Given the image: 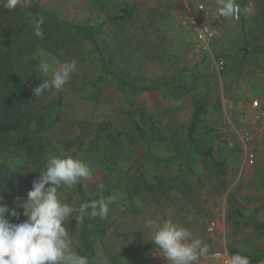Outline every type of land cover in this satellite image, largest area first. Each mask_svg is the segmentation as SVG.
<instances>
[{"label":"rangeland","instance_id":"374dc122","mask_svg":"<svg viewBox=\"0 0 264 264\" xmlns=\"http://www.w3.org/2000/svg\"><path fill=\"white\" fill-rule=\"evenodd\" d=\"M196 2L217 7L216 0H41L61 20L106 21L99 41L121 74L139 85H163L136 93L118 88L101 70L91 42H76L67 25L45 21L57 26L68 53L61 58L39 47V63L57 69L66 61H77L62 91L46 90L36 98L43 106L64 98L59 121L46 137L58 151L75 154L92 169L91 178L82 179L83 201L77 184L64 186L58 194L75 208L116 197L107 218L88 216L105 230L97 245L98 258L107 264H168L144 227L146 220L156 217L190 229L208 245V255L224 250L233 255L237 249L264 260V229L254 224L264 223V138L257 144L256 163L250 165L243 146H230L222 132L230 105L242 95L264 103V0H236L239 19L231 17L213 53L199 58L192 56V34L185 25L196 12ZM125 9L130 11L128 18L110 20L126 14ZM219 58L229 63L223 71L215 63ZM42 76L50 80L52 71ZM198 102L207 111L196 148H212L224 173L201 154L192 155L189 162L183 159L191 149L187 131ZM54 153H43L38 164L16 156L0 161L20 171L27 195L31 173L39 178ZM157 178L163 184L154 191L148 185L157 187ZM16 198L20 202L26 196ZM73 215L66 228L77 251L81 219ZM214 219L216 229L210 232Z\"/></svg>","mask_w":264,"mask_h":264},{"label":"trees","instance_id":"16d2710c","mask_svg":"<svg viewBox=\"0 0 264 264\" xmlns=\"http://www.w3.org/2000/svg\"><path fill=\"white\" fill-rule=\"evenodd\" d=\"M5 0H0V159L5 160L9 156H16L19 159L34 162L38 164L48 150L55 152V156H74L75 154H64L53 147L47 140L46 134L54 128L60 118L63 100L59 96L57 104L54 106H43L36 102L38 96L34 95V89L43 83L45 77L39 71V61L36 51L43 47L48 51L54 52L59 57H64L68 53L67 46L62 44L57 36V26L43 24V39L34 35L32 21L39 16H43L51 23L60 21L64 23L65 28L71 31L73 39L76 42H91L96 51L98 63L106 75H108L118 88L136 92H146L160 88L162 84H144L139 85L136 82L126 78L121 74L118 68L113 64L111 57L104 47L100 44L99 38L104 33L106 21L97 23H77L61 20L52 11L47 10L41 3V0H21V3L14 9L4 6ZM124 15H112L111 21L117 22L119 18H128L129 9H125ZM44 21V23H45ZM246 58H243L244 63ZM226 67H229L227 62ZM49 76V75H48ZM206 106L198 102L193 110V114L188 127V139L190 142V151L182 155L184 161L189 162V158L194 154H201L208 157L217 171L224 173L223 164L213 157V149L198 150L196 148V134L206 113ZM140 129V135L144 136V129L137 124ZM38 179L35 172L31 173V183ZM159 185H148L152 190L162 186V178H157ZM24 178L20 171H16L6 163L0 161V191L6 189L0 195H3L6 204L10 208H16L21 213L20 221L26 219L23 216V208L17 207L20 202L16 197L27 196L22 189ZM77 184V190L81 195V201L85 199V191L82 180ZM257 229H264V223L255 221ZM105 230L99 227L88 216L81 220V226L78 234V250L81 255L87 256L95 264L98 258V242L103 240ZM233 253L243 254L250 259V262L260 261L258 257H251L248 254L241 253L237 249ZM113 264H122L117 261ZM126 264H136L128 261Z\"/></svg>","mask_w":264,"mask_h":264},{"label":"clouds","instance_id":"9594fccd","mask_svg":"<svg viewBox=\"0 0 264 264\" xmlns=\"http://www.w3.org/2000/svg\"><path fill=\"white\" fill-rule=\"evenodd\" d=\"M20 3L21 0H5L4 6L14 9ZM216 3L217 17H237L241 12L236 0H216ZM44 21L43 16L32 21L34 35L40 39L44 36ZM38 67L45 75L51 70L52 77L44 79L34 89L35 96L46 90L62 91L76 71L77 61H66L57 69H50L48 62H41ZM39 172L26 198L17 204L26 217L22 222H13V219L20 221L21 213L5 204L0 195V264H93L87 256L73 249L66 225L74 213L81 220L86 216L107 218L109 206L116 197L86 201L79 208L61 200L58 193L64 186L70 187L92 176L90 165L78 157L51 156ZM144 227L149 229L150 240L158 246L168 264H198L208 255L209 247L201 238L194 237L190 229L171 219L150 218ZM95 264H107V261L101 258ZM228 264H250V259L237 253L229 257Z\"/></svg>","mask_w":264,"mask_h":264},{"label":"built area","instance_id":"2783aa9c","mask_svg":"<svg viewBox=\"0 0 264 264\" xmlns=\"http://www.w3.org/2000/svg\"><path fill=\"white\" fill-rule=\"evenodd\" d=\"M195 2V0H190ZM195 14L185 19V25L192 34V56L199 58L212 54L221 34L226 17H217V7L196 2ZM240 14L234 19H239ZM219 71L226 69L227 62L223 58L215 61ZM237 104V105H236ZM230 146L240 143L250 165L257 159V144L264 138V103L259 98L242 95L237 102L230 105L228 124L222 128ZM217 219L209 224L208 230L214 232ZM231 254L228 251H216L199 261V264H228ZM264 264V260L250 262Z\"/></svg>","mask_w":264,"mask_h":264},{"label":"crops","instance_id":"0c3cea01","mask_svg":"<svg viewBox=\"0 0 264 264\" xmlns=\"http://www.w3.org/2000/svg\"><path fill=\"white\" fill-rule=\"evenodd\" d=\"M229 20L231 21V18H230V17H226V18H225V21H224L223 27H225V25L229 22ZM223 30H224V28H223ZM262 89H264V87H263Z\"/></svg>","mask_w":264,"mask_h":264}]
</instances>
